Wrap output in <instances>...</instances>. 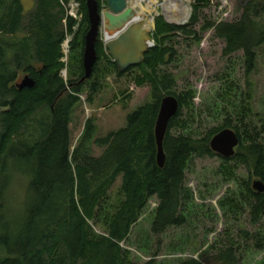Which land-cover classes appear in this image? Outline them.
Wrapping results in <instances>:
<instances>
[{
	"label": "trees",
	"instance_id": "16d2710c",
	"mask_svg": "<svg viewBox=\"0 0 264 264\" xmlns=\"http://www.w3.org/2000/svg\"><path fill=\"white\" fill-rule=\"evenodd\" d=\"M97 1L102 9L104 0ZM59 2L38 0L40 14L43 11L49 13L51 8H60ZM78 2L82 24L71 48L74 62L77 46L83 42L88 30L85 0ZM254 2L251 0L245 6L237 22H209L202 27L204 32L213 30L215 36L224 42V56L238 52L243 54L248 76L255 70L257 50L264 46V26L255 20L258 14L254 11ZM207 4V0L195 1L193 15L187 26H171L162 18H155L154 46L149 49L145 62L140 66L119 73L115 63H110L118 78L137 70L140 77L135 78L134 82L137 87L149 84L152 102L139 106L126 117L124 128L105 137L93 139L96 128L91 120L87 121L82 137L73 150L71 116L78 104V96L83 93L82 87L89 82L79 83L83 76L82 61L76 64L80 78L76 83H69L71 93H68L64 81L59 78L63 36H57L49 27L41 24L40 33L43 36H38L32 43L29 38L9 43L0 37V108L4 109L0 112V255L3 256L0 257V264H79L92 253L96 255L90 260L96 256L99 264H118V244L127 238L148 200L153 197L158 205L151 233L159 236L170 228L182 227L185 218L180 210L187 197L183 186L187 162L192 155L200 158L218 157L210 150L209 142L224 129H232L240 143L233 158L220 159L226 163L236 161L246 167L249 180L244 182V194L249 202V221L252 226L261 222L264 217V193L256 194L250 184L252 177L264 184V145L258 134H240L237 128H232L227 122L220 129L209 131L200 141L171 135V130L179 126L177 118L182 103L184 100L190 101L193 94L188 93L184 99L171 92L175 79L172 75L162 73L159 68L171 63L175 52L164 47V44L176 35L197 37L190 28L197 24V13ZM2 8H5L4 11L7 9V13L0 21V29L14 35L20 24L22 7L18 0H0V11H3ZM57 17L61 21L60 13ZM67 27L72 32L71 19ZM95 49L98 59L91 79L98 82L102 74L99 63L107 57L99 40ZM36 62L41 64L39 68L34 67L33 63ZM19 72L34 80V88L22 91L16 88L21 82L17 81ZM96 82L90 88L93 95L97 93ZM164 96L175 97L179 102V110L168 125L163 141L165 161L163 167L159 168L154 128ZM41 111L42 118L35 119ZM32 124L34 134L31 132ZM90 144L102 149L100 156L90 155L87 148ZM10 163L21 168L28 177L26 202L21 208L22 216L17 219L7 218V210L4 212L2 203L4 189L8 185L6 172ZM118 178L121 179V201L111 214H104L107 215L105 224L108 238L96 242L88 222L102 216L109 199L107 193ZM229 205L233 206V202ZM240 234L246 242L254 241L256 250H264V238L251 236L245 230H241ZM62 247L66 250V260L56 262L53 259ZM46 255L51 258L50 262L45 261ZM238 263L236 250L230 246L215 253L206 251L198 260L191 259L180 264Z\"/></svg>",
	"mask_w": 264,
	"mask_h": 264
},
{
	"label": "rangeland",
	"instance_id": "374dc122",
	"mask_svg": "<svg viewBox=\"0 0 264 264\" xmlns=\"http://www.w3.org/2000/svg\"><path fill=\"white\" fill-rule=\"evenodd\" d=\"M59 1L60 8H51L49 13L43 11V14H40L38 0H18L22 7L18 29L14 35L0 29V37L9 43L29 38L32 43L38 36L40 38L43 36L42 32L40 33L41 24L49 27L57 36H63L59 60L62 69L59 78L64 81L67 92L71 93L69 83H76L80 78L76 64L79 60L82 61L84 42L77 46L75 62L71 48L81 28L82 14L78 0H68L67 3ZM152 1L154 5H150L149 0L143 1L144 9L148 10L147 13H143L144 15L135 8L136 0H127V3L136 10L141 19L151 18L154 23L155 18H162L171 26L189 25L193 15L192 6L196 0H191L189 5L184 4V0ZM207 1L208 4L197 13V24L190 28L197 37L186 38L176 35L170 42L164 44V47L175 52L173 61L159 68L162 73L174 77L175 85L171 92L184 99L188 93L193 94L190 101L184 100L182 103L177 118L179 126L171 130V135L200 141L209 131L220 129L230 122L231 127L237 128L240 134L245 132L258 134L264 145V46L257 50L255 70L248 76L241 52L224 56V42L215 36L213 30L202 31V27L209 22L216 24L237 22L251 0ZM254 1V11L258 14L255 20L264 26V0ZM170 2L175 4L176 12H180L179 4L182 2V6H188V16L182 24H171L166 20L164 9L170 6ZM10 5L11 3L8 6ZM102 6L104 10L105 5ZM5 8L0 11V21L7 13V9L4 11ZM58 13L62 15L61 21L57 17ZM70 19L73 21L72 32L67 27ZM153 35L154 29L151 31V41L154 44ZM98 40L107 59H102L99 63L103 75L100 73L98 82L94 79L89 80L82 87L83 93L78 96V104L71 116V150L79 143L87 121L91 120L96 128L93 139L105 137L124 128L126 117L139 106L152 102L149 84L137 87L134 82L135 78L140 77L137 70L121 78L116 76L110 66L112 60L104 47L102 33ZM33 65L35 68L41 66L37 62ZM23 78V72H19L17 81L20 82ZM94 82L97 83V93L93 95L90 88ZM2 111L4 109L0 108V112ZM42 113L39 112L35 119L40 120ZM33 129L32 124L31 132ZM246 144L245 142L244 145ZM87 148L93 157H98L102 153V149L93 144ZM6 174L8 185L4 189L5 196L2 200L4 212L7 210L8 219H17L22 216L21 208L26 202L25 188L28 177L13 163L7 167ZM248 175L246 167L239 162L226 163L219 156L200 158L192 155L186 165L183 185L187 197L180 210L185 218V224L179 228H170L159 236L152 234L151 225L158 201L154 197L149 199L127 238L118 244L120 249L118 264H180L191 259L198 260L206 251L215 253L230 246L236 250L238 264H264V250H256L254 241L246 242L240 234L241 230H245L251 236L258 235L264 238V217L256 226H252L249 221V202L247 203L248 198L244 194V182L249 180ZM254 180L253 177L250 180L251 188ZM120 184L121 179L118 178L108 191V206H105L102 216L88 222L96 242L108 238L105 224L107 215L104 214H111L121 201ZM231 201L233 206L229 205ZM234 205L238 208H234L236 207ZM94 255L96 254L88 255L86 260L80 261L79 264H99L96 256L90 260ZM65 256L66 250L62 247L53 260L64 261ZM44 259L47 262L51 261L47 255Z\"/></svg>",
	"mask_w": 264,
	"mask_h": 264
},
{
	"label": "water",
	"instance_id": "95a60500",
	"mask_svg": "<svg viewBox=\"0 0 264 264\" xmlns=\"http://www.w3.org/2000/svg\"><path fill=\"white\" fill-rule=\"evenodd\" d=\"M104 10L99 8L97 0H85L88 30L84 36L82 55L83 76L79 83L89 81L93 68L97 63L96 43L103 34L104 47L107 55L115 63L119 73L145 62V55L151 48V29L146 27V20L140 21L133 7L127 0H104ZM35 82L25 76L16 88L20 91L32 89ZM179 102L173 96H164L160 103L155 122L154 137L157 146L156 162L162 168L165 161L163 141L171 120L177 115ZM240 140L237 134L224 129L217 133L209 142L210 150L222 159L229 160L235 156ZM252 190L256 194L264 193V184L259 179L252 182Z\"/></svg>",
	"mask_w": 264,
	"mask_h": 264
},
{
	"label": "bare ground",
	"instance_id": "6f19581e",
	"mask_svg": "<svg viewBox=\"0 0 264 264\" xmlns=\"http://www.w3.org/2000/svg\"><path fill=\"white\" fill-rule=\"evenodd\" d=\"M143 1L144 0H136V7L135 6L134 7L137 8L142 14L143 13L145 14V13H147L148 10L144 9V7L142 5ZM149 1H150V5H154L155 4L152 0H149ZM190 1L191 0H184V4L189 5V2ZM170 3L173 4V2H170ZM182 3L179 4L180 7H181V10H179L180 12H176V10H175V4H173V6H171V4H170L169 7H165V9H164V16L166 17V20L169 23H171V24L174 23V24H178L179 25V24H182L184 21H186L187 16H188V12H189V8H188V6H182L181 5ZM139 20L140 21L146 20V27H148V28L151 27L150 29H154L153 19H151V18L141 19L139 17ZM104 41H105V38H104ZM106 41L108 42V41H110V39L108 38Z\"/></svg>",
	"mask_w": 264,
	"mask_h": 264
},
{
	"label": "built area",
	"instance_id": "2783aa9c",
	"mask_svg": "<svg viewBox=\"0 0 264 264\" xmlns=\"http://www.w3.org/2000/svg\"><path fill=\"white\" fill-rule=\"evenodd\" d=\"M71 17L75 18V16H74V15H71ZM75 19H76V18H75ZM150 44H151V47H152V46H153V43L151 42Z\"/></svg>",
	"mask_w": 264,
	"mask_h": 264
}]
</instances>
